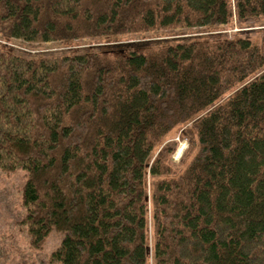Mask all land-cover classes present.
<instances>
[{"label": "trees", "instance_id": "16d2710c", "mask_svg": "<svg viewBox=\"0 0 264 264\" xmlns=\"http://www.w3.org/2000/svg\"><path fill=\"white\" fill-rule=\"evenodd\" d=\"M262 17L264 0H0L3 36L98 41L0 42V170L26 172L29 247L55 230L57 264H264V49L217 31ZM179 28L196 30L102 42Z\"/></svg>", "mask_w": 264, "mask_h": 264}, {"label": "rangeland", "instance_id": "374dc122", "mask_svg": "<svg viewBox=\"0 0 264 264\" xmlns=\"http://www.w3.org/2000/svg\"><path fill=\"white\" fill-rule=\"evenodd\" d=\"M217 28V31L226 32L228 35L238 34L247 36L264 49V17L256 19L248 27H240L235 21H232L227 25H221ZM195 30V28H179L174 30L149 31L137 35H114L112 37L115 38L103 40L102 42L105 44H115L156 35L167 36V34L173 32L191 33L190 31ZM0 42L22 49H29L30 47L31 50H45L63 46L74 48L81 44L94 45L98 43L97 39L91 38L27 43L1 34ZM118 55L119 53L117 52L109 51L101 54L106 59L114 58ZM180 130V128L172 130L162 143V146L169 145L173 147L171 153V160L173 162L178 163L180 160H184L179 168L183 167L190 159V155L186 153L189 142L187 138L180 137ZM25 177L26 172L23 169H17L13 172L0 170V264H57L50 261L49 254L59 245L62 234L59 231L53 230L46 238L43 248L41 250H34L29 247L28 237L23 227L19 224L24 213L21 191Z\"/></svg>", "mask_w": 264, "mask_h": 264}]
</instances>
